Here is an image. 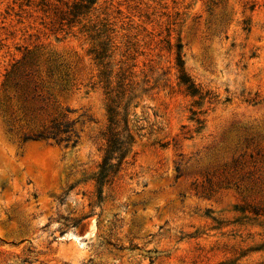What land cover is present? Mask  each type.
Here are the masks:
<instances>
[{
  "label": "rangeland",
  "instance_id": "rangeland-1",
  "mask_svg": "<svg viewBox=\"0 0 264 264\" xmlns=\"http://www.w3.org/2000/svg\"><path fill=\"white\" fill-rule=\"evenodd\" d=\"M73 1L0 0V264H264V0ZM24 56L74 146L22 142ZM110 104L161 130L97 182Z\"/></svg>",
  "mask_w": 264,
  "mask_h": 264
},
{
  "label": "trees",
  "instance_id": "trees-1",
  "mask_svg": "<svg viewBox=\"0 0 264 264\" xmlns=\"http://www.w3.org/2000/svg\"><path fill=\"white\" fill-rule=\"evenodd\" d=\"M94 3L95 0L73 1L70 6L66 5L67 11L60 12L56 17H58L61 24L65 22L66 25H70L74 23L82 14H86ZM93 51L96 52L95 59L102 60L104 58L103 52L97 53L95 49ZM27 54H29V52ZM25 60L26 56L23 57L22 61H18L13 64L5 77L6 83L11 89H13L15 95L23 104L21 105V109L24 113L23 122L26 131L21 135L22 142H45L48 144L62 146L64 148L74 146L78 141V135L74 129V120L66 121L65 117H63L60 120L53 118L46 121L47 119L45 118V123H42V121L38 122V125L32 123L38 112L43 114V116L49 115V107H40L39 110H37L38 112H35L34 109L30 111L28 110L29 107H27V104L30 105L35 96L41 99V95L37 94L38 83L33 79V77L20 74L19 68L26 63ZM177 66L180 71H182L183 63L179 55H177ZM23 77L24 79L22 80ZM180 80L183 84L187 85L186 89L190 92V94H197L198 91L194 88L192 83H189L188 79L182 75ZM42 101H44L43 98ZM118 109L119 106L115 107L113 105L111 106V104L107 108L108 124L105 131L102 133V137L105 142L104 157L101 165L99 166L100 171L97 182L106 179L110 175H115L120 170L128 149L136 138L142 137L145 133L152 134L161 130L157 122L158 115L154 111L152 115H150L147 111H143L140 119L136 118L129 120V114L126 109H124L123 113ZM66 112H70V110L67 109ZM112 160L116 161L115 164L110 163ZM236 188L239 189V187ZM246 196L249 197L250 195L248 194ZM242 199L244 204L240 208L241 211L248 210L254 215L264 216V199L260 200L258 203L246 202L245 196H243ZM115 226L116 224L112 223V228Z\"/></svg>",
  "mask_w": 264,
  "mask_h": 264
}]
</instances>
